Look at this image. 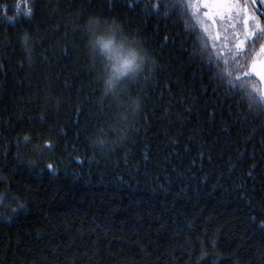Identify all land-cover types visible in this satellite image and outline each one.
<instances>
[{"label": "trees", "instance_id": "trees-1", "mask_svg": "<svg viewBox=\"0 0 264 264\" xmlns=\"http://www.w3.org/2000/svg\"><path fill=\"white\" fill-rule=\"evenodd\" d=\"M193 1L0 0V264H264L253 45L219 51ZM90 16L155 59L117 85L134 115L102 95Z\"/></svg>", "mask_w": 264, "mask_h": 264}, {"label": "clouds", "instance_id": "clouds-1", "mask_svg": "<svg viewBox=\"0 0 264 264\" xmlns=\"http://www.w3.org/2000/svg\"><path fill=\"white\" fill-rule=\"evenodd\" d=\"M85 31L88 33V49L103 64V69L100 71L98 78L100 79L102 95L108 99L114 100L117 103H123L129 109V116L134 115L139 107L138 97H127V87L121 85L125 81H133L137 77L143 76L147 78L152 71L155 59L150 56L147 49L140 47L133 56L122 55L121 61L124 58L132 61L131 67L125 72L120 69V63L116 59H110L102 53L99 42L111 38L115 43L117 34L124 33L123 25L118 20H105L103 17L90 16L86 22ZM125 39L127 35L125 34ZM138 43V41H136ZM147 69V72H145Z\"/></svg>", "mask_w": 264, "mask_h": 264}, {"label": "flooded vegetation", "instance_id": "flooded-vegetation-1", "mask_svg": "<svg viewBox=\"0 0 264 264\" xmlns=\"http://www.w3.org/2000/svg\"><path fill=\"white\" fill-rule=\"evenodd\" d=\"M236 2L239 9L236 16L240 17L241 14L243 15V27H241V21L234 23L233 20H225L221 17L220 27L217 25L216 28L214 22L210 21L212 31L217 42L221 41V37L219 36L220 33H217L220 28L223 32H229V39H231V41L233 37L235 38L237 35L241 36L238 41L242 42L241 49L240 51H237L240 53L245 50V47L247 46L246 43L248 41L251 42L253 47L250 52V59L252 60L258 58L260 53L264 51V0H236ZM226 37V33H223V39ZM238 42H235L234 44H237ZM263 56H261V58H263Z\"/></svg>", "mask_w": 264, "mask_h": 264}, {"label": "rangeland", "instance_id": "rangeland-1", "mask_svg": "<svg viewBox=\"0 0 264 264\" xmlns=\"http://www.w3.org/2000/svg\"><path fill=\"white\" fill-rule=\"evenodd\" d=\"M197 1H198V5H196L197 6V14L201 18H204L205 20H208L210 25H211L210 21H215L218 24V26L220 27V20H221V17H222L225 20H233L234 23L235 22L238 23L239 21H241V27H243V25H242L243 24L242 22H243V19H244L243 15L241 14L240 17L236 16V14H238V12H239L238 6L236 4L237 3L236 0H212L211 3L207 4V6L205 4V0H197ZM191 2H192V4H194L193 0H191ZM209 31H210V35L213 36L214 33L212 31V25H211V28L209 29ZM221 31L222 30L220 28L218 33H220L219 35L221 37V41L217 42L215 47L219 51H222V48H224V46H226L225 50L229 51L231 53H235L237 51H240V49H241L240 47H241V43L242 42H238V41H239V38L241 36L237 35L235 38L233 37V39L231 41V39H229L230 38L229 32H223V31L221 32ZM223 33H226L227 37L225 39H223ZM244 38L246 39L245 36H244ZM212 39L215 41L216 37H212ZM235 42H238V43L234 44ZM229 44H232V45H229ZM263 55H264V51L260 53V56L258 58L252 59V61L250 63V67L257 60L263 59L264 58ZM261 56H263V58H261ZM250 67H249V70L246 73H248V74H250V75H252V76H254L256 78V76L250 71ZM260 86L262 88V83L261 82H260Z\"/></svg>", "mask_w": 264, "mask_h": 264}, {"label": "snow or ice", "instance_id": "snow-or-ice-1", "mask_svg": "<svg viewBox=\"0 0 264 264\" xmlns=\"http://www.w3.org/2000/svg\"><path fill=\"white\" fill-rule=\"evenodd\" d=\"M212 0H205V4L211 3ZM129 7H134V4L129 5ZM102 53L107 55L110 59H116L120 63V69L127 71L131 67L132 61L130 59L124 58L121 61V52L117 48L111 38L108 40H102L99 42ZM250 71L256 76V78L264 83V60H257L251 67ZM255 99L249 98L250 105L255 104L259 110H264V88L254 90ZM49 169H52V165H48ZM23 205H21L22 207Z\"/></svg>", "mask_w": 264, "mask_h": 264}, {"label": "bare ground", "instance_id": "bare-ground-1", "mask_svg": "<svg viewBox=\"0 0 264 264\" xmlns=\"http://www.w3.org/2000/svg\"><path fill=\"white\" fill-rule=\"evenodd\" d=\"M212 22H214V24H215V27L217 28V23L215 22V21H212ZM217 33H218V31H217ZM218 35V34H217ZM220 36V35H219ZM261 60H264V58L263 59H261ZM263 84V83H262Z\"/></svg>", "mask_w": 264, "mask_h": 264}, {"label": "water", "instance_id": "water-1", "mask_svg": "<svg viewBox=\"0 0 264 264\" xmlns=\"http://www.w3.org/2000/svg\"><path fill=\"white\" fill-rule=\"evenodd\" d=\"M262 88H264V83L262 84Z\"/></svg>", "mask_w": 264, "mask_h": 264}]
</instances>
